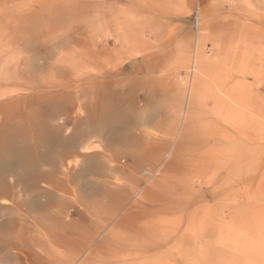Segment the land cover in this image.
<instances>
[{"label": "rangeland", "instance_id": "374dc122", "mask_svg": "<svg viewBox=\"0 0 264 264\" xmlns=\"http://www.w3.org/2000/svg\"><path fill=\"white\" fill-rule=\"evenodd\" d=\"M263 117L264 0H0V264H264Z\"/></svg>", "mask_w": 264, "mask_h": 264}, {"label": "crops", "instance_id": "0c3cea01", "mask_svg": "<svg viewBox=\"0 0 264 264\" xmlns=\"http://www.w3.org/2000/svg\"><path fill=\"white\" fill-rule=\"evenodd\" d=\"M106 125H119V121L117 120H110L109 124L108 121H106ZM122 126L126 127V124H120ZM46 128L47 131H50V145H48V152L50 153V164L45 165L44 162L38 163V166H46L48 169L46 170L47 173L50 174V185L49 189H44L43 198L44 197H50V204H47L48 212H50V226H47L46 229H50V237H56V236H72L70 234H67V230L71 228H74L76 230H79L81 224L84 225V221H81V218L74 217L72 221L68 222L64 219L62 213L63 210L57 205V201L60 199L66 200L68 203H72L73 200H80L81 196L79 191L86 190L87 183L83 181H76L75 179L71 180L69 183H66L63 185V183H58L59 179L57 178L58 174H61L66 167L67 161L70 159L72 160H79L80 166L78 169H73L70 171V173L80 174L84 172L85 165L87 161V155L83 154L82 151L86 148L87 144L92 142L94 138L90 134L88 135L86 132H84L83 129H79V133H74L73 135H68L67 137L65 135H62L64 137V140L57 141L53 139L52 136H55L54 132L57 130L52 123L50 125H47ZM120 136H124V140L122 138V141L126 142L124 144V147H127L128 141H136L134 134L130 133L128 131V128H123V131ZM73 141V143H71ZM61 142V143H60ZM56 155H60L59 157H56ZM73 189H76L78 192L74 193L75 196H73L72 192H70L69 196L62 197L58 194V191L65 190V191H72ZM39 193H37V196ZM39 198V197H37Z\"/></svg>", "mask_w": 264, "mask_h": 264}, {"label": "bare ground", "instance_id": "6f19581e", "mask_svg": "<svg viewBox=\"0 0 264 264\" xmlns=\"http://www.w3.org/2000/svg\"><path fill=\"white\" fill-rule=\"evenodd\" d=\"M65 4V3H64ZM260 116H262V115H260ZM264 118V117H263ZM234 131H236L238 134L239 133H241V134H243L244 135V133H245V127H241V129H239V128H235L234 129ZM227 133V135L228 136H230L231 135V133H228V132H226ZM210 149V148H209ZM209 151V150H208ZM207 152V151H206ZM208 153V152H207ZM209 155V153L207 154V156ZM211 155H213V154H211ZM210 156V155H209ZM211 157V156H210ZM205 159H207V157L205 156L204 157ZM209 160H211L210 158H209Z\"/></svg>", "mask_w": 264, "mask_h": 264}]
</instances>
